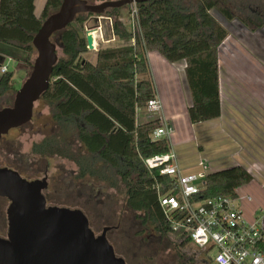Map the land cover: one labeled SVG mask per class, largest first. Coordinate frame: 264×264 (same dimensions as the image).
I'll list each match as a JSON object with an SVG mask.
<instances>
[{
    "label": "trees",
    "instance_id": "trees-1",
    "mask_svg": "<svg viewBox=\"0 0 264 264\" xmlns=\"http://www.w3.org/2000/svg\"><path fill=\"white\" fill-rule=\"evenodd\" d=\"M227 1L140 0L136 3L139 32L134 34L122 20L123 7L108 8L100 16L112 18L114 37L133 38L134 42L98 49L94 63L83 56L88 51L83 26L87 21L95 25V16L77 14L64 29L51 35L62 55L57 57L49 85L39 100L50 107L53 131L32 143L30 152L41 158L59 157L74 162L77 171L71 173L73 181L93 177L105 180L102 168L113 170L124 185L125 205L141 226L154 225L162 235L173 234L157 202L158 193H175L173 178L160 174L157 168L148 170L142 163V158L169 149L166 139L150 137V132L160 125L159 118L136 122V108H143L155 95L146 53L156 51L169 63L184 61L190 96L186 115L191 125L219 117L218 47L228 30L210 10L215 8L227 21L238 18L251 29L264 25V12L260 11L264 0L247 2L250 6L257 4L259 10L249 7L251 12L241 17L224 5ZM60 3L61 0H45L36 16L34 0H0V44L24 50V62L30 64V55L35 51L33 35ZM15 91L11 72L0 74V97ZM69 135L74 139L70 140ZM4 139L5 135L0 142ZM252 179V174L238 164L209 171L199 198L236 197V190ZM186 244L193 245L184 239L178 241L177 247ZM176 251L183 257L180 249ZM200 253L211 261L205 251Z\"/></svg>",
    "mask_w": 264,
    "mask_h": 264
},
{
    "label": "rangeland",
    "instance_id": "rangeland-1",
    "mask_svg": "<svg viewBox=\"0 0 264 264\" xmlns=\"http://www.w3.org/2000/svg\"><path fill=\"white\" fill-rule=\"evenodd\" d=\"M249 1L251 0H244V3H242V0H228L224 5L235 16L241 17L251 12V10L249 11L251 7L256 11L259 10L257 4L250 6L248 4ZM122 7L120 10L123 16L122 20L127 24L128 10L130 8L129 5ZM260 11L264 12V8H260ZM210 13L229 33L227 42L220 49L223 52L227 50L231 54H239L236 56V61L230 59L231 62L238 61V63L244 64L245 66L241 67L244 71L255 66H264V61L262 62L259 59L260 55L264 54V25L258 29H251L249 28L251 26H246L250 30L245 28L247 31H242L240 26L243 23L238 18L227 21L215 8H212ZM129 30L133 33L130 28ZM242 35L245 37L242 38ZM51 41L54 42V37H51ZM228 42H230L229 47L232 48H225ZM237 42L239 43L237 44ZM234 44L236 47L233 46ZM0 48L2 49L1 51H5L13 58L11 60H1L0 58V60L7 67V72H11L12 84L18 89L31 69L35 51L30 55V64H27L24 62L26 57L24 50L5 44H0ZM223 52L219 54L221 59ZM56 54L57 57L62 55L57 46ZM222 72L224 73H222L223 78L224 76L226 77L225 74L228 75V71L224 67ZM227 78L226 91H229V96H231L232 90L230 84L227 83ZM158 81V91L162 93L163 98L166 100L165 107L163 104L165 109H168L169 106L173 109L174 105L170 104L171 93H176L178 100L176 103H183L177 76L166 72L165 74H160ZM13 95L1 96L0 107L10 105ZM185 96L187 98L186 92ZM173 98H175V95L172 96V101ZM187 106L186 104V108ZM186 108L183 106L182 109L179 105L175 106V112L180 119L173 131L175 146L171 143L183 174H196L201 171L202 168L198 163L203 157L207 158L209 167L219 166L227 168V166L236 165L238 162L243 163L242 161L248 155L247 149L242 150V147H238L237 150V147L235 149L226 140L222 142L203 141L199 138V134H201L200 125H190L189 127L187 124ZM181 109L182 114H179ZM153 118V115L152 117L149 116L143 108L136 110V122L138 123ZM50 131H53L50 107L38 99L34 103L30 122L22 127L11 129L5 135V139L0 142V167L18 170L29 180L41 179L46 175L48 182V189L44 193L46 204L80 209L87 217L90 228L95 235H99L104 227H111L106 234L107 240L112 245L116 255L124 257L128 264H217L214 261L209 262L205 259L200 253L203 251L191 244H186L181 248L177 247L178 240L173 234L162 235L156 230L154 225H149L146 228L142 227L138 219L134 217L133 212L127 209L124 185L113 170L102 168L105 180L93 177L86 178L83 181H73L71 173L77 170V166L71 160L59 157L41 158L33 155L30 152L32 143L38 142ZM68 137L70 140L74 139L72 135ZM200 144H202V148L199 147ZM232 158H235L233 162H231ZM230 162L231 164H229ZM209 171L211 172L212 169L209 168ZM113 185L114 187H111ZM238 192L241 195H250L252 198L251 201L244 199L239 203L247 218H252L256 211L264 210V188L261 187L259 182L249 183L243 189L238 190ZM7 204V200L0 198V235L6 233L7 220L5 210ZM143 228L145 229L141 231ZM177 249H180L183 257L179 256Z\"/></svg>",
    "mask_w": 264,
    "mask_h": 264
},
{
    "label": "water",
    "instance_id": "water-1",
    "mask_svg": "<svg viewBox=\"0 0 264 264\" xmlns=\"http://www.w3.org/2000/svg\"><path fill=\"white\" fill-rule=\"evenodd\" d=\"M139 1L61 0L58 9L44 19L33 35L35 57L28 75L16 89L11 104L0 108V140L11 129L31 120L34 103L49 85L57 61L51 35L64 29L79 13H92L96 23L104 10ZM95 25L85 33L88 50L93 49ZM46 188V176L29 180L14 169L0 167V197L8 201L7 229L0 236V264H126L106 238L109 226L95 235L80 209L47 205L43 195Z\"/></svg>",
    "mask_w": 264,
    "mask_h": 264
},
{
    "label": "built area",
    "instance_id": "built-area-1",
    "mask_svg": "<svg viewBox=\"0 0 264 264\" xmlns=\"http://www.w3.org/2000/svg\"><path fill=\"white\" fill-rule=\"evenodd\" d=\"M129 8L128 24L134 34L139 32L136 3ZM5 72L7 67L1 64L0 73ZM143 109L160 120V125L150 132L151 139L164 138L169 145L167 152L142 158V163L148 170L157 168L160 174L173 178L175 193H158L157 202L174 237L178 241L189 240L217 264H264V210L247 218L239 203L244 199L249 201L248 195L199 198L209 169L207 163L201 159L198 163L201 171L183 174L170 143L174 130L159 116L160 100L154 95Z\"/></svg>",
    "mask_w": 264,
    "mask_h": 264
},
{
    "label": "crops",
    "instance_id": "crops-1",
    "mask_svg": "<svg viewBox=\"0 0 264 264\" xmlns=\"http://www.w3.org/2000/svg\"><path fill=\"white\" fill-rule=\"evenodd\" d=\"M242 1H243L242 3H244V0ZM44 3L45 0H34V14L36 16L40 14ZM108 19L112 20V18H108L106 16H100V21L96 22L97 27L95 28V32H92L94 48L92 50H88L86 53L83 54V56H86L85 58L91 63L95 62L96 53L100 48L133 43L132 38L127 40L116 39L111 29V22ZM242 25L240 26V28L242 31H245L248 27H246V25L244 24ZM93 26L96 25H90L88 21L85 22L83 26L85 33L88 27H93ZM129 28L130 26L127 22L126 29L130 31ZM249 28L248 30H250ZM228 36L218 47V85H219V99H220V115L215 119L201 122L193 126L200 125L199 129L201 134H199V138H201L205 142H209L210 140L222 142L226 140L229 142L230 145H233L235 149L237 147V150L238 147L240 148L242 147V150L247 149L248 155L244 159L245 161L244 160L242 161L245 164L238 162V165L243 166L248 172H251L253 179L250 182V184H252V182L254 183L259 182L261 187L264 188V155H263L264 154V66L263 65L255 66L254 64H250L251 66H255V67L252 69H247V71H244L241 67H244L245 65L238 63V61L235 62L236 56L239 54L236 55L235 53L231 54L227 50L223 52L220 49L227 42ZM241 37L244 38L245 36L242 35ZM244 40L248 41L247 39ZM238 43L239 42H237V44ZM104 44L105 46H103ZM229 45L230 42L227 43V46H225V48L228 49L232 48L229 47ZM233 46L236 47L235 44ZM1 50L2 49L0 48L1 60L13 59L8 55V53ZM221 52H223L222 59L221 57H219V54ZM146 58L148 61L151 77L153 80L155 96L160 100L162 105L161 114L159 116L165 119L172 126L173 130H175V125L180 119L178 114L175 112V106L179 105L183 109V106L186 108V104L188 105L190 103V96L183 71L185 63L184 61L169 63L156 51L147 52ZM230 59H234L235 61L231 62ZM259 59L263 62L264 54H261ZM1 60L0 63L3 64ZM223 67L226 69V71H228V75L225 74L226 77L224 76V78L222 75ZM166 72L168 74H174L175 76H177L179 81L178 85L181 90V95L183 96V103H176L178 102L176 97L177 95L176 93H171L172 96L175 95L173 101H172V96L170 99V104L174 105L173 109L171 106H169L168 109L164 108L166 100L163 98L162 93H160L157 88L160 74H165ZM226 78H227V83L230 84L232 90L231 96H229V91H226ZM184 91L187 93V98L185 96ZM182 109L179 112V114H182ZM187 124L190 127L191 124L189 123V121ZM170 143H172V145L175 146L174 133L171 136ZM199 147L202 148V144H200ZM202 159H204L208 165L207 158L203 157ZM233 159L235 158H232L231 162L234 161ZM231 162L229 164H231ZM209 168L212 169V171H214L218 169H223L225 167L210 166ZM244 186L236 190L238 196L246 195L243 193H242L243 195H241L238 192V190L243 189ZM251 200L252 198L250 196V201Z\"/></svg>",
    "mask_w": 264,
    "mask_h": 264
},
{
    "label": "flooded vegetation",
    "instance_id": "flooded-vegetation-1",
    "mask_svg": "<svg viewBox=\"0 0 264 264\" xmlns=\"http://www.w3.org/2000/svg\"><path fill=\"white\" fill-rule=\"evenodd\" d=\"M77 171V170H76ZM75 171V172H76ZM74 173V172H73ZM44 176H46V175H44ZM43 176V177H44ZM73 177V176H72ZM46 179H47V177H46ZM72 180H73V178H72ZM47 189H48V182H47V188L45 189V190H43V195H44V193L47 191ZM45 197V196H44ZM111 229V227L109 228V230ZM109 230H107V232L109 231ZM102 231V230H101ZM107 232H106V234H107ZM107 238V237H106Z\"/></svg>",
    "mask_w": 264,
    "mask_h": 264
}]
</instances>
